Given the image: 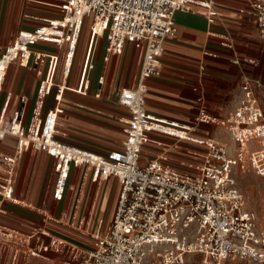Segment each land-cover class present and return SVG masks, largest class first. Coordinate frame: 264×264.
I'll list each match as a JSON object with an SVG mask.
<instances>
[{
	"label": "built area",
	"instance_id": "obj_1",
	"mask_svg": "<svg viewBox=\"0 0 264 264\" xmlns=\"http://www.w3.org/2000/svg\"><path fill=\"white\" fill-rule=\"evenodd\" d=\"M248 3L240 16H249L264 45V0ZM48 4L61 9L62 16L21 30L0 50V90L13 63L34 69L40 77L29 118L26 95H21L20 106L10 111L12 92L6 94L0 113V140L16 138L12 154L0 151V244L13 241L9 237L12 229L26 233L2 222L1 216L8 213L6 201L16 202V167L23 153L34 149L54 159V200L65 195L73 167L84 168L80 195L89 180L100 185L110 177L119 181L120 192L112 221L106 227L103 219L94 227L92 215L70 222L92 239L90 246L41 229L27 233L25 249L20 246L16 252L32 250L51 260L50 264H190L192 257H199L200 264L234 260L264 264V225L248 208L235 177L236 168L264 176V113L256 94L262 87L259 80L244 79L236 110L220 122L237 144L235 155L229 153L226 144L208 138L201 141L209 150L196 173L178 171L162 156L141 163L150 132L183 138L170 128L186 131L149 113L146 106L147 81L161 74L165 40L178 30L175 15L203 7L208 9V16H214L216 0H52ZM86 26L90 36L77 85L71 88L77 93L90 90L100 39L107 41L105 60L121 54L127 42L144 49L137 85L122 88L118 96L119 104L129 111L123 148L105 154L59 138L64 97L70 89ZM41 43L53 44L57 51H41L36 48ZM104 81L101 75L98 97ZM51 95L54 105L46 108ZM253 140L261 145L259 149H249ZM73 215V219L78 218L77 211ZM15 240L23 242L22 237Z\"/></svg>",
	"mask_w": 264,
	"mask_h": 264
},
{
	"label": "crops",
	"instance_id": "obj_2",
	"mask_svg": "<svg viewBox=\"0 0 264 264\" xmlns=\"http://www.w3.org/2000/svg\"><path fill=\"white\" fill-rule=\"evenodd\" d=\"M48 2L50 0H0V50L9 45L21 30L33 29L44 23L47 18L61 17V9L49 5ZM215 7L217 14L211 17L208 16V9L203 7H197L195 12L178 11L175 15L178 30L174 36L165 40L161 74L152 76L147 81L149 90L146 95V106L149 113L169 123H175L188 132L182 134L183 138L150 132L149 139L143 146L142 154L145 152L141 156L143 164L154 157H160L161 154H167V163L174 169L184 173H196V167L203 162L204 155L209 150L201 141L208 138L226 145V142L231 140L232 144L227 145L228 151L231 155H235L237 144L220 122L236 110L242 97V83L246 77L261 82L262 87L256 94L264 113V45L257 27L249 16L246 14L240 16V10L248 9V0H216ZM86 28L88 37L83 43L82 52L83 34ZM84 31L69 80L70 89L66 91L64 97V112L60 117V122L65 124L66 133L59 135V138L70 144L105 154L123 148L129 111L119 104L118 96L122 88L137 85L144 49L127 42L121 54L111 55L105 60L107 41L100 39L95 54V68L90 76V90L87 93H77L71 88L77 85L90 36L88 26ZM227 36L231 40L226 42L222 37ZM36 48L44 52L57 51V48L49 43H41L36 45ZM101 75H104L105 81L101 96L98 97L96 95L99 89L98 78ZM39 81L40 77L34 69L13 63L0 90V113L6 94L12 92L10 111L19 107L20 96L26 95L29 99L27 107V118H29ZM113 102L121 112L105 108L113 107ZM53 105L54 99L51 95L46 100V108ZM111 122H115L114 124L119 122L122 126L121 131L113 127ZM74 127L82 129V136L93 141H104L113 137L116 132H120L124 136L122 146H111L105 151H99L77 144L71 141ZM170 131L175 132V129L170 128ZM15 147L16 138L13 136H6L0 140V151L4 154H12ZM260 147L261 145L255 140L249 144L250 150ZM25 158L28 166L37 167L35 170L37 174L32 175L31 179L24 175L20 184L22 188L26 186V191H22L18 183V169ZM198 159L201 161L198 162ZM51 163L48 197L40 206L38 196L43 194L45 187V179L40 169L46 168L45 165L49 166ZM16 169L15 199L22 201H6L5 207L8 213L2 215L1 220L26 233H35L41 229L49 230L53 235L84 245L69 236L56 234L52 226L54 223L65 225L71 230L82 233V230L71 226L70 222L77 221L82 216L92 215L96 227L99 219L104 220L99 216L96 205L107 183L111 184V187L113 185L117 187L115 206L117 204L120 184L114 177L108 178L100 185L89 180L84 187L83 196L80 195L82 169H84L82 167H73L65 195L60 200H54L51 196L54 159L45 151L34 149L26 151ZM76 211L78 218L73 219ZM48 220L51 221L50 223L53 222V225H48ZM12 230L14 233H21ZM17 247L19 246L13 243L0 244V264H27L25 258L19 261L20 252H16Z\"/></svg>",
	"mask_w": 264,
	"mask_h": 264
},
{
	"label": "rangeland",
	"instance_id": "obj_3",
	"mask_svg": "<svg viewBox=\"0 0 264 264\" xmlns=\"http://www.w3.org/2000/svg\"><path fill=\"white\" fill-rule=\"evenodd\" d=\"M50 1H52V0H50ZM87 37H88V30L86 28L84 31V34H83L82 44L85 43ZM222 39L226 42L231 40L230 37H228V36L222 37ZM83 50H84V44L82 46V52H83ZM112 106L113 107H105V108H108V109L115 111V112H121L115 107L116 106L115 102L112 103ZM115 118H112V119L116 120ZM114 123L115 122H111L110 124H112L113 127L117 128L118 130L121 131V129H122L121 124L119 122H118V124H114ZM61 127H63V128H62V130L60 129V133H63V134L66 133L65 129H64L65 124L61 123ZM73 129H74V132L71 135L72 136L71 141H73L77 144H80V145L82 144L83 146H86V147L94 148V149L99 150V151H105L106 149L111 148V146L121 147L123 139H124L123 134H121L120 132H116L113 137H110L104 141H93V140H90V139L82 136V133H83L82 129H80L78 127H74ZM187 132L188 131H181V130L176 131V129H175V133L186 134ZM226 143H227V145L229 144V146L232 144L231 140H230V142H226ZM173 148L174 147H171V149H173ZM144 153L145 152H143L142 156L144 155ZM197 161L200 162L201 159H198ZM45 167L46 168H44V169H40V172H42V176L45 179L44 192L41 196H38V201L41 204V205L39 204L40 206L43 205L44 200L48 197L49 188H50V180H51L52 163L49 164V166L45 165ZM36 169H37L36 166H33V165L28 166L26 163V158H25L21 164V167H19V169H18V183L20 184L22 182L24 175L27 178L31 179L33 177L32 175L37 174V172H35ZM192 170L195 171V169H192ZM235 177L237 179L238 186L243 191V193L246 197L248 208L254 212V214L256 215V217L258 219V222L260 224L264 225V176L257 174L254 170L235 169ZM25 187L26 186L24 185L22 188V185L20 184V190L26 191ZM116 193H117L116 185H113V187H111V184L107 183L99 195V199H98V203L96 205V208L99 210L100 215L99 214L98 215L102 216L104 218L103 227H106L112 221V218H113V215L115 212V210H113V209L116 208V206H115ZM15 201H16V199H15ZM17 201L21 202L22 200L18 199ZM90 202H89V205H90ZM41 208H43V207H41ZM50 222L51 221L48 220V225H53V222L52 223H50ZM52 227L55 228L56 234L69 236L74 241H76L78 243H82V244L87 245V246L88 245L90 246L92 244V242H91L92 239L90 237H87L83 233H78L74 230H71V229L67 228L68 226L58 225V224L55 225V223H54V225ZM11 231L12 232L9 233L10 237H12L14 239L20 238V237L23 238V242L18 241V240H13V241H11V243L17 244L19 247L21 246V247L25 248L26 243L24 242V239L28 240V237H29L28 234L25 233V235H24V233L23 234L14 233L13 230H11ZM32 245L35 246L34 241H33ZM48 254H50V256H54V253H52V252H50ZM19 255H20L19 261L21 260V258L22 259L25 258L27 260V264H28V262H29V264H50L51 263V260L45 259L41 255L33 253L32 250H26L23 253L20 251ZM189 263L190 264H200L199 257H192ZM226 264H251V263H248V262L242 261V260H234V261H228Z\"/></svg>",
	"mask_w": 264,
	"mask_h": 264
},
{
	"label": "bare ground",
	"instance_id": "obj_4",
	"mask_svg": "<svg viewBox=\"0 0 264 264\" xmlns=\"http://www.w3.org/2000/svg\"><path fill=\"white\" fill-rule=\"evenodd\" d=\"M83 61V60H82ZM124 121V120H123ZM173 122V121H172ZM181 125V124H180ZM160 156L164 157V158H168L167 154H161ZM14 237V236H13Z\"/></svg>",
	"mask_w": 264,
	"mask_h": 264
}]
</instances>
